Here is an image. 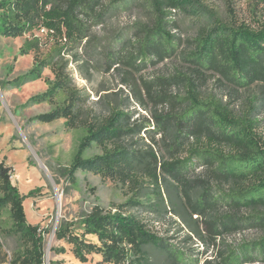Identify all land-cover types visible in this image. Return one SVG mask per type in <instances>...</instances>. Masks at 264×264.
Returning <instances> with one entry per match:
<instances>
[{"label":"trees","instance_id":"obj_1","mask_svg":"<svg viewBox=\"0 0 264 264\" xmlns=\"http://www.w3.org/2000/svg\"><path fill=\"white\" fill-rule=\"evenodd\" d=\"M133 0H120L123 4ZM152 17L139 27L138 48L123 61L139 69L137 62H160L172 55L181 44L180 36L172 32L176 22L175 11H196L204 8L196 0H146ZM100 0H0V35L19 37L41 28L46 36L72 40L86 36L90 19L97 15ZM202 12V10H201ZM204 27L192 40V49L185 54L189 63L188 74L158 77L159 86L183 82L184 95L154 90L152 80H143L147 96L158 103H168L172 109L153 114V127L149 121L131 122V113L111 111L106 117L88 123L87 135L78 146L69 175L77 169L88 170L101 177L122 182L134 181L147 174L158 182L157 157L152 150H140L122 140L130 134L146 131L151 139L157 133L168 136L167 151L174 156L186 145L187 155L171 162L161 163L164 182L171 183L181 201L193 214L205 216V235L200 239L205 252L214 248L213 257L202 264H264V234L235 247H220V237L229 232L247 228L264 231V141L256 132L258 121L249 113L235 114L221 97L203 96L199 85L207 77H215L230 89L244 88L259 83L264 89V25L253 29L243 23L222 20L212 11L206 14ZM39 40L26 44L22 53L38 48ZM24 75L11 84L35 80L41 76L47 59L37 60ZM66 78L58 77L44 92L31 96L27 103L51 102ZM72 99V97L70 98ZM141 100V97H139ZM264 103V100H262ZM73 99L48 113L36 116L41 122L65 118L73 127L78 118ZM92 142L99 143L103 152L89 158L83 152ZM110 146V147H108ZM201 168L203 176H193ZM12 167L0 159V209L8 208L11 227L24 241V248L12 264H45L44 232L38 224L27 221L23 199L17 186L11 182ZM225 185H231L228 190ZM33 191L29 192V195ZM133 203V202H132ZM252 211L241 215L240 210ZM78 223L81 231H74L75 222H64L55 231L56 239L71 245L73 256L79 263L88 262L91 254L99 255L94 264H150L146 250L152 245L165 251L175 264H198L189 254L150 229L134 213L121 206L105 210L94 205ZM94 236L96 241L88 240ZM64 252V248L54 249Z\"/></svg>","mask_w":264,"mask_h":264},{"label":"rangeland","instance_id":"obj_2","mask_svg":"<svg viewBox=\"0 0 264 264\" xmlns=\"http://www.w3.org/2000/svg\"><path fill=\"white\" fill-rule=\"evenodd\" d=\"M204 6L196 11H175L176 26L172 32L180 36L179 48L164 60L137 62L139 69L123 61L129 53H136L139 27L152 17L146 0H133L123 4L120 0H100L97 15L90 19L86 36L68 40L54 39L45 32L34 31L19 37L0 35V159L12 167L11 182L24 196L26 219L31 224L45 228V264H94L99 255L91 254L88 262L79 263L73 256L71 245L56 239L55 231L64 222H75L74 231H81L78 219L94 205L105 210L120 207L134 213L153 231L185 250L192 259L202 264L213 257L214 248L205 252L200 236L205 235L203 218L193 214L183 204L174 186L164 182L161 163L187 155L186 145L174 156L167 151L168 136L157 133L151 139L146 131L127 135L122 141L140 150H152L158 160V182L146 173L134 181L122 182L101 177L88 170L77 169L69 175L78 146L87 135L88 123L106 117L111 111L131 113V122L149 121L153 127V114L169 111L168 103H158L147 96L143 80H152L154 90L164 89L169 94L184 95L183 82L165 86L156 84L158 77H171L177 73L188 74L189 63L185 54L192 49L191 40L207 27L206 14L212 11L222 20L243 23L256 29L264 25V0H196ZM39 40L38 48L22 53L28 43ZM37 60L47 59L49 66L41 76L20 84H11L24 75ZM58 77L66 78L51 102L27 103V100L47 90ZM203 96L221 97L235 114L249 113L258 121L255 128L264 141V89L259 83L244 88L230 89L215 77H207L199 85ZM72 97L78 122L67 125L65 118L41 122L36 116L48 113L69 102ZM141 97V100L139 99ZM110 147V146H108ZM103 152L97 142L83 152L84 158ZM198 168L191 176L201 175ZM231 185H225L228 190ZM33 191L29 195V192ZM133 202V203H132ZM252 210H240L241 215ZM264 213V208L258 209ZM8 208L0 209V264L12 260L25 246L21 237L12 231ZM264 231L247 228L225 233L220 237V247H235L244 241L259 238ZM88 240L96 241L94 236ZM64 248V252L54 249ZM150 264H175L163 250L152 245L146 247ZM179 264V263H177Z\"/></svg>","mask_w":264,"mask_h":264},{"label":"built area","instance_id":"obj_3","mask_svg":"<svg viewBox=\"0 0 264 264\" xmlns=\"http://www.w3.org/2000/svg\"><path fill=\"white\" fill-rule=\"evenodd\" d=\"M39 31H40V32H45V33H46V30H45L44 28H41Z\"/></svg>","mask_w":264,"mask_h":264}]
</instances>
